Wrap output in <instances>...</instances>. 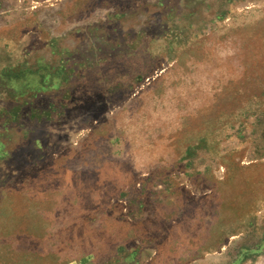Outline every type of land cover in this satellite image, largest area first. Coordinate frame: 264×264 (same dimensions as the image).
Wrapping results in <instances>:
<instances>
[{
	"label": "rangeland",
	"instance_id": "1",
	"mask_svg": "<svg viewBox=\"0 0 264 264\" xmlns=\"http://www.w3.org/2000/svg\"><path fill=\"white\" fill-rule=\"evenodd\" d=\"M0 264H264V0H0Z\"/></svg>",
	"mask_w": 264,
	"mask_h": 264
}]
</instances>
